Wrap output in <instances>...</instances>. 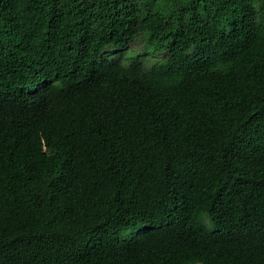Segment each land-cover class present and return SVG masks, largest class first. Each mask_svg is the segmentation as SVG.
Wrapping results in <instances>:
<instances>
[{"label":"trees","instance_id":"1","mask_svg":"<svg viewBox=\"0 0 264 264\" xmlns=\"http://www.w3.org/2000/svg\"><path fill=\"white\" fill-rule=\"evenodd\" d=\"M0 264H264V0H0Z\"/></svg>","mask_w":264,"mask_h":264},{"label":"rangeland","instance_id":"2","mask_svg":"<svg viewBox=\"0 0 264 264\" xmlns=\"http://www.w3.org/2000/svg\"><path fill=\"white\" fill-rule=\"evenodd\" d=\"M145 46H146V43L144 41H138L131 47V50H132V52H135V53L139 52L140 53V52H143ZM153 57L155 60H163L167 56L165 53H162L160 51L157 54H154Z\"/></svg>","mask_w":264,"mask_h":264}]
</instances>
